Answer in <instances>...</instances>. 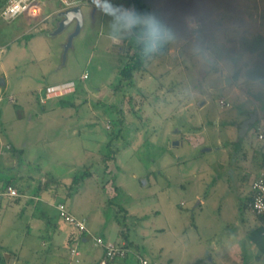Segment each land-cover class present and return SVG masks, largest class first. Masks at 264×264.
Instances as JSON below:
<instances>
[{
  "label": "rangeland",
  "instance_id": "374dc122",
  "mask_svg": "<svg viewBox=\"0 0 264 264\" xmlns=\"http://www.w3.org/2000/svg\"><path fill=\"white\" fill-rule=\"evenodd\" d=\"M236 2L196 0L204 22L197 32L189 31L180 14L167 16L154 4L143 19L155 17L170 39H161L150 54L152 65L144 64L134 77L142 86L136 85L138 90L125 84L116 89L122 67L133 57L114 42L129 29L117 14L83 3L84 24L66 58L75 21L56 33L59 23L50 17L34 26L39 30L46 23L45 31L32 29L19 38L23 17L9 22L0 16V153L16 156L10 167L0 161L5 189L16 177L31 179L38 187L35 200L41 186L58 183L51 201L62 200L76 218L86 219V234L116 244L127 236L132 246L126 264H139L142 258L150 264H258L264 253L256 257L247 234L261 223L247 196L250 182L264 171V138H259L264 134V83L245 79L250 56L237 42L240 54L218 42L238 34ZM259 32L260 27L250 29L249 36ZM239 67V79L226 85L225 76ZM70 81L75 94L42 102L48 85ZM221 98L230 106L223 107ZM251 113L257 121L241 136L236 126ZM8 142L14 151L6 149ZM113 150L116 159L106 170L105 155ZM83 172L90 176L72 185V178ZM18 206L7 196L0 198V241L8 248L25 236L32 221L29 208L21 221L15 218ZM59 217L75 238L58 237L57 247H42L54 257L40 252L32 264H60L59 257L73 247L101 256L104 247L95 239L83 242L60 212L50 216L55 222ZM40 220L46 221L39 216L31 223L35 230L25 237L27 243L50 234L47 221L43 231L38 229Z\"/></svg>",
  "mask_w": 264,
  "mask_h": 264
},
{
  "label": "crops",
  "instance_id": "0c3cea01",
  "mask_svg": "<svg viewBox=\"0 0 264 264\" xmlns=\"http://www.w3.org/2000/svg\"><path fill=\"white\" fill-rule=\"evenodd\" d=\"M45 1L47 2V4H45L44 17L42 18V20H33L29 16H27L26 14H22L18 17V19L21 18V16L23 17V19L20 21L22 30H20L18 32L16 37L20 38L22 35H28L29 36L32 33H34L31 31L32 29H34L36 32L45 31L46 23L48 22V20H50L49 19L50 17H55L54 19H56L58 23L60 22V20H61V18H59V17H61L60 12H61V10H63V5H62L61 1L60 0H45ZM156 1L157 0H114V1L113 0H107V5L105 6V8L97 7V6L93 5L92 3H89V4H91L95 8H99V9H103L104 11H107L108 10V3L114 2L113 6L116 9L117 16H122V15L123 16H128V15L136 16L138 10L139 11H142V9L145 10V8H144L145 5L148 8V10H150ZM237 1L238 2H236V4L234 5L233 11H234V17L236 19L234 25L236 26L235 29L237 30L238 34L235 35L233 38H229V41H225L223 38H221V40H219L218 42L222 43L220 48H227L229 46L231 54L235 53L236 50H238L237 54H240V52H239L240 48H237L236 46H234V44H236V42H237V44L243 49L242 50L243 53H247L250 56L249 59H247L245 62L244 69H246V64L252 63L256 58L254 57V54H251L250 52H247L245 50L244 46L241 43V39L243 36H249L250 29L257 28V27H260V32L257 34H261L264 36V0H254V2L251 4H243L242 2H239V0H237ZM81 5H83V3H81ZM122 9H130L131 12L128 14V13L122 12ZM42 21L46 22L45 25L42 26L39 30L35 29L34 26H36L37 23H40ZM202 22H203V20H202ZM223 28H224V23L222 21L221 24L219 23V29L221 30ZM142 29H143V25L139 22L135 23V24H130L129 29L126 28V31L123 32L122 38H120V39L115 38L114 42L120 46L121 50H123V49L126 50V48H128L131 55L139 54V53H141V51L140 50L138 51L137 46H138V43L140 42V40L144 39L143 34H142ZM115 30H117V29H115ZM161 39H163L164 42H167V40L170 39V36L167 35L166 33H164L162 30ZM166 50H167V48H166ZM169 52L170 53L173 52V49H169ZM225 55L227 56V52H225ZM235 56H238V55H235ZM150 57H151V55L148 56V58L145 60V64L148 63L149 65H152V63H150V61H148L150 59ZM241 68L242 67H239V68H237V70L241 69ZM140 71L141 70L137 71L135 73V76ZM85 74H87V73L83 74V78H84ZM223 74H224V71L222 70V75ZM226 76H228V75H226ZM229 76L232 77L233 75H229ZM232 79H233V77H232ZM70 82H73V81H70ZM2 83L5 84L4 79L2 80ZM138 83H139V81L134 83L135 90L139 89V88H136V85H138V87L142 88L141 84H138ZM53 85H59V84H53ZM49 86H52V85H48L47 88ZM76 92H77V90L75 87L73 90L69 91L68 93H65V95H59V96H50V95H48V93L46 91L45 99L42 98V102L46 103V102H48V100H55V99H59V98L61 99V101H63L64 100V99H62L63 97L75 94ZM11 98H12L11 101H13V97H11ZM262 124H264V121H262ZM240 127H241V125L236 126L237 129ZM262 127L264 128V125ZM74 129L75 130L73 132H75L77 130L76 128H74ZM7 144L11 145L12 143L10 144V142H8ZM7 144H6V147H7ZM219 148H220V145L218 146V149ZM4 152H5V150L3 151V149H1L0 154L2 157H1L0 161L3 162L2 165L5 164V165H8V167H10V163H9L10 161H13L14 163H16V156H10V153H8L7 151L5 153ZM260 167H261L260 169H263L262 168L263 165ZM262 172H264V171L261 170L259 172V174ZM259 174H257L255 176V178ZM46 178L47 177L44 176V177H42V180L46 182L48 179V178L47 179ZM18 179H19V177H16V179L15 180L13 179V181H11L10 184L15 186L18 189V191L20 193L19 196H16V197L10 196L5 189V186L0 181V198L4 199L7 196L9 201H15L18 203V205H19L18 209L20 211H16L17 213H15V218H17V220H19V221H21L22 217L25 216L26 208L27 209L29 208L31 211V213L29 212L31 214V219H32L31 223L37 221L39 219V216L44 217L47 221V223H46V221H44V223L51 225V229L49 231L50 234H48V236L43 237L41 239L39 237L36 238L34 236L35 238L32 239V244L27 243V241H26L27 238H25V237H27V235L31 236L35 230V226L33 227L30 223V225H28L27 228L25 229V232H26V233H24L25 236L17 238L16 239L17 242L14 246H12V248H8V247L4 246L1 242L2 241L1 240L0 241V243H1L0 244V264H32V258L34 256H40V252L45 253L43 248H46V247L51 246V245H54L55 247H57L59 245V243H57V241H56L58 237H62V239H65V240L67 239V241L75 238V235L73 234V228L65 225V223H62V221L60 220V217L58 218V220L56 222L51 220V218H50V216L54 215L55 212L58 215V212H60V210L58 208V204L63 203L62 200H58L57 204H55L51 201V198L53 197V195L55 196L56 194H58L57 193L58 192V184L51 183V184H47L45 186H41L38 190L40 193L35 194V196H34L35 200H32L33 190L37 191V189H38V187L36 185L37 182H35L31 179H27V180L26 179L23 180V178H21L20 180H18ZM252 182H253V180L250 182V191H249V194L247 196V199L249 196H251V193H252ZM39 204H41V205H39ZM40 206L43 209L41 211H38V208ZM257 218H259V217L257 216ZM259 220H260V218H259ZM41 222L42 223L40 225V228H38V229L40 231H43V229L41 227H43L45 224L43 223V221H41ZM80 235L83 236V242H88L92 239H95V237L90 232L87 234L85 232V233L80 234ZM247 236H248V238H250V233H248ZM74 242H77V239H74ZM123 242H125V241H123ZM67 244H68V242H67ZM95 244H96V242H95ZM80 245L82 246V243ZM250 247L252 250L253 249L256 250V257L257 258L260 256V252L264 253V251H262L260 248H258L257 244L254 241H253V245H251ZM73 249H76V247L71 248L70 252L69 251L67 253L65 252L59 257L61 259L59 262L60 264H76L75 262H77L79 264H82V263L83 264H101L103 259L105 258V248H103V252L101 253V256L100 257L98 256L97 258L94 255L93 256L90 255L89 253H84L83 249H82V251L76 249L77 251L80 252L79 254L73 253L72 252ZM53 253L54 252L52 250H47L45 254H47V255L51 254L54 257ZM142 259H147V258H142ZM258 260H259L258 264H264V258H259ZM126 263H127L126 259H117L116 261H113L111 264H126ZM148 264H150L149 260H148ZM253 264H257V263H253Z\"/></svg>",
  "mask_w": 264,
  "mask_h": 264
},
{
  "label": "built area",
  "instance_id": "2783aa9c",
  "mask_svg": "<svg viewBox=\"0 0 264 264\" xmlns=\"http://www.w3.org/2000/svg\"><path fill=\"white\" fill-rule=\"evenodd\" d=\"M63 5V10L78 5L81 3H92L93 5L101 8H105L107 5V0H60ZM176 5H168L166 1L157 0L155 2L157 9H162V11L168 16H173L175 14H180L183 19L184 24L191 32H197L202 28V20L197 9L196 0H180ZM18 0H8L5 7L1 10L0 16L6 21H14L20 15L26 14L33 20H42L44 17L45 1L44 0H24L21 4L23 11L17 14L15 5ZM33 6L36 8L32 9ZM41 13H39L40 11ZM62 11V10H61ZM122 12L130 13V9H122ZM167 19V18H166ZM85 78L88 74L84 75ZM75 87L74 82H68L59 85H53L47 88V93L50 96H59L68 93ZM220 103L223 107L230 106V103L225 99L221 98ZM264 134L259 133V138H263ZM10 145H7L8 148ZM7 193L16 197L19 196L18 189L13 186H7ZM253 200L250 203V208L252 212L260 218L261 227L264 231V173H260L252 182ZM58 208L60 214L65 217L69 222H72L75 227L79 230L80 234L85 233L87 228L86 219H78L73 214H71L64 203H59ZM97 245H102L105 248V258L101 264H109L110 262L116 261L117 259H123L127 256L129 249L126 247V243L116 244L113 242H106L102 237H97L95 239ZM73 253L79 254L80 252L73 249ZM143 264H148L147 259H142Z\"/></svg>",
  "mask_w": 264,
  "mask_h": 264
},
{
  "label": "trees",
  "instance_id": "16d2710c",
  "mask_svg": "<svg viewBox=\"0 0 264 264\" xmlns=\"http://www.w3.org/2000/svg\"><path fill=\"white\" fill-rule=\"evenodd\" d=\"M7 2H8V0H0V13H1V10L7 4ZM144 8H145V10H143V9H142V11L138 10V12L136 14V17L139 18L138 22L141 23L142 25H143V21H144V19H143L144 15H146L149 12L146 5L144 6ZM201 20H202V17H201ZM203 28H204V26H203ZM202 30L203 29H200V31H202ZM143 40L144 39H141L140 42L138 43V46H137L138 51L140 50L141 53L133 55V57H131V59L128 60V62L122 67V69L120 71L121 82L119 83V85L116 86V89H120V87H122L124 84L129 85V86L130 85L134 86L135 73L137 71L143 69V66L145 64V60L148 58V56H150V54L153 51V50H147V51L145 50L146 46H145ZM241 43L244 46L245 50L247 52H250L251 54H254V57L256 58L252 63L246 64V69H245L246 78L245 79H247L249 81H260V82L264 83V36L261 34H256L253 37L243 36L241 39ZM240 73H241V69H238L235 72V74H233V76H232L233 79L234 80L237 79L240 76ZM126 82H127V84H126ZM259 95L262 97V94H259ZM120 121H123V117L120 119ZM7 149L10 151L11 150L14 151V149L11 145ZM116 152H117L116 150H113L110 154L105 155L104 165H105L106 170H108V168L110 166V162L113 160L115 161V159H116L115 155L116 154L114 155V153H116ZM10 156H15V154L11 153ZM88 176H90V172H83V173L77 174L72 178L71 184L75 185V186L79 185ZM52 180L54 182H57V181H55V179H52ZM47 181H48V179H47ZM10 183H11V181H9L6 185L9 186V185H11ZM252 200H253V191L251 193V196H249L247 199V205L249 207H250V203L252 202ZM250 238L257 244V246L262 251H264V231H263V228L261 227V225L252 229V231L250 232ZM124 241L126 243V247L129 249L132 246L131 245L132 243L130 242V240L127 238L126 235L124 237ZM128 255H129V252H128L127 256L123 259H126L128 257ZM111 263L112 262H110L109 264H111ZM139 264H143V263L140 261Z\"/></svg>",
  "mask_w": 264,
  "mask_h": 264
},
{
  "label": "water",
  "instance_id": "95a60500",
  "mask_svg": "<svg viewBox=\"0 0 264 264\" xmlns=\"http://www.w3.org/2000/svg\"><path fill=\"white\" fill-rule=\"evenodd\" d=\"M60 16H61V20L59 22V25L56 29V33L64 30L70 23H72L73 21H76V28L75 31L70 35L67 44L65 45V53H64V58H66V53L69 49V47L72 45V41L74 39L75 36H77L84 24V15H83V11H82V5H74L72 7H69L65 10H62L60 12ZM226 85H230L233 81L231 76H226ZM257 121V114L252 113L251 117L246 119L240 127V135L241 136H245L251 126V124L256 123ZM177 143V142H175ZM211 148L206 147L204 150L208 151Z\"/></svg>",
  "mask_w": 264,
  "mask_h": 264
},
{
  "label": "clouds",
  "instance_id": "9594fccd",
  "mask_svg": "<svg viewBox=\"0 0 264 264\" xmlns=\"http://www.w3.org/2000/svg\"><path fill=\"white\" fill-rule=\"evenodd\" d=\"M24 3V0H18V2L15 5L16 12L19 14L24 9L21 7V4ZM80 5V4H79ZM108 11H106V15L109 16H115L116 15V9L115 7L109 2L108 3ZM116 19L124 21L126 24H134L138 22V17L134 15H128V16H117ZM161 33L162 29L159 24V22L155 19L153 16H149L147 19L143 21V42L146 46L145 50H155L156 47H158L159 42L161 41Z\"/></svg>",
  "mask_w": 264,
  "mask_h": 264
},
{
  "label": "flooded vegetation",
  "instance_id": "af4514ba",
  "mask_svg": "<svg viewBox=\"0 0 264 264\" xmlns=\"http://www.w3.org/2000/svg\"><path fill=\"white\" fill-rule=\"evenodd\" d=\"M252 113L249 115V118L251 117Z\"/></svg>",
  "mask_w": 264,
  "mask_h": 264
},
{
  "label": "bare ground",
  "instance_id": "6f19581e",
  "mask_svg": "<svg viewBox=\"0 0 264 264\" xmlns=\"http://www.w3.org/2000/svg\"><path fill=\"white\" fill-rule=\"evenodd\" d=\"M39 11H40V10H39ZM39 13H41V11H40Z\"/></svg>",
  "mask_w": 264,
  "mask_h": 264
}]
</instances>
